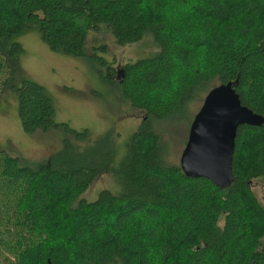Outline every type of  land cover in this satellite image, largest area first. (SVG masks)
I'll use <instances>...</instances> for the list:
<instances>
[{"label":"trees","instance_id":"obj_1","mask_svg":"<svg viewBox=\"0 0 264 264\" xmlns=\"http://www.w3.org/2000/svg\"><path fill=\"white\" fill-rule=\"evenodd\" d=\"M101 24L120 44L150 33L158 46L121 74L107 64L110 82L146 118L118 161L110 133L91 144L88 129L55 122L48 90L23 76V130L59 128L77 143L64 139L39 165L0 149V228L10 238L0 264H264V204L253 188L264 181V123L239 126L234 179L220 187L166 161L152 122L182 116L228 82L264 116V0H0V84L24 50L13 36L33 28L52 49L84 57ZM105 172L116 188L83 198Z\"/></svg>","mask_w":264,"mask_h":264},{"label":"rangeland","instance_id":"obj_2","mask_svg":"<svg viewBox=\"0 0 264 264\" xmlns=\"http://www.w3.org/2000/svg\"><path fill=\"white\" fill-rule=\"evenodd\" d=\"M99 27L90 29L86 46L89 52L84 57H71L52 49L33 28L13 36V39L22 43L24 50L17 63L16 74L13 75L9 70L0 84L1 150L19 156L24 163L39 165L48 162L54 153L64 147V139L77 143L73 135L59 128L33 135L23 130L18 114L16 88L23 76H28L48 90L54 102L55 122L68 123L78 130L88 129L91 133L88 142L91 144L110 133L111 138L119 143L117 160L121 159L125 142L141 126L147 114L134 109L123 97L122 91L110 82L107 64L111 62L117 69L120 67L123 70L125 63L147 57L158 46L150 33L138 42L120 44L107 24ZM119 77L115 75V79ZM206 95L207 92L197 102L191 103L180 117L153 119L154 129L161 136V151L166 161L182 164L192 122ZM81 145H86V142ZM116 186L113 175L105 172L82 197L92 201L104 188L113 190ZM253 188L264 204V181L255 179ZM1 224L0 257H3L5 245L10 238L6 230L8 225ZM11 258L15 256L11 255Z\"/></svg>","mask_w":264,"mask_h":264},{"label":"water","instance_id":"obj_3","mask_svg":"<svg viewBox=\"0 0 264 264\" xmlns=\"http://www.w3.org/2000/svg\"><path fill=\"white\" fill-rule=\"evenodd\" d=\"M264 116L244 105L232 82L214 86L205 96L191 125L182 155L189 177H205L220 187L234 179L233 156L240 125L260 126Z\"/></svg>","mask_w":264,"mask_h":264},{"label":"flooded vegetation","instance_id":"obj_4","mask_svg":"<svg viewBox=\"0 0 264 264\" xmlns=\"http://www.w3.org/2000/svg\"><path fill=\"white\" fill-rule=\"evenodd\" d=\"M117 70H118L119 73H121V71H122V69L120 67H118Z\"/></svg>","mask_w":264,"mask_h":264}]
</instances>
